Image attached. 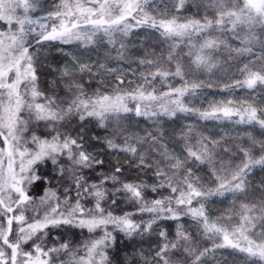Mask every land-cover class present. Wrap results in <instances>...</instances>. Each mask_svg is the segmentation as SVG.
Returning <instances> with one entry per match:
<instances>
[{"label": "snow or ice", "instance_id": "1", "mask_svg": "<svg viewBox=\"0 0 264 264\" xmlns=\"http://www.w3.org/2000/svg\"><path fill=\"white\" fill-rule=\"evenodd\" d=\"M188 4L196 15L184 14ZM140 29L168 45L167 57L156 59L149 43L143 55L132 51ZM229 35L245 46L233 48ZM73 43L105 58L73 57L69 68L53 53L71 55L59 45ZM233 51L258 61L239 69L242 80L216 76ZM220 85H264V0H0V264H226L233 253L264 264V181L250 180L264 170V140L185 138L187 155H176L163 128L164 118L191 115L264 129L255 107L193 104L198 90ZM133 112L156 130L131 133ZM107 156L116 157L112 171ZM196 162L212 167L215 187ZM225 195L240 210L211 220L209 198Z\"/></svg>", "mask_w": 264, "mask_h": 264}, {"label": "trees", "instance_id": "2", "mask_svg": "<svg viewBox=\"0 0 264 264\" xmlns=\"http://www.w3.org/2000/svg\"><path fill=\"white\" fill-rule=\"evenodd\" d=\"M47 5H51L53 0H46ZM162 6V5H161ZM184 14L186 16H194L197 14V9L192 4H188L184 9ZM199 15H203V11L201 10ZM244 33H239V35H243ZM133 42L137 45V47L133 48L132 51L138 52L139 54L143 55V48L141 47L144 43L150 44V50H154L156 53V59H159L161 55L167 57L168 55V45L162 44L160 40L156 38V36L149 35L145 30H134L132 36ZM229 41L233 48H243L245 45L242 44L239 40L232 38L229 35ZM59 47L68 49L71 55H63L58 53H53L58 61H62L66 64L69 68H71L75 60L73 57H77L85 62L89 60L95 61L97 58L104 59L105 53L103 50L100 52H96L95 50H89L88 48H83L78 46L77 44H69V45H59ZM103 48H107V45H104ZM83 54V55H82ZM225 56L228 55L227 52L224 53ZM232 56L235 59L230 60L228 65L224 66V70L217 72L216 76L220 78L224 77H232L235 76L238 79H243L241 76L239 69L243 68L245 64H247L250 60L253 64L258 63L257 60L253 59L252 56L248 53L243 55L238 54L237 52L233 51ZM111 63H115V54L113 53V59L110 61ZM127 67V65H125ZM207 73L202 74L203 78H207ZM133 82V86L135 84V80L139 77H133L131 73L128 74ZM216 76H213V82L217 84L219 81L216 80ZM159 79V78H158ZM172 79V84L176 87H179L183 84L179 78H170ZM156 88L158 93L161 89L167 90V85L157 84ZM110 91V89H109ZM203 93V95L199 97H194L193 104L202 110H209L212 109L205 106L204 102L208 98H214V100L219 99L221 105L225 102H221L222 99L225 98H232L238 97L240 98L239 102L236 104L235 107L238 109L248 108L249 106L255 107L258 110V114H264V85H257L255 89L249 90L247 88H241L236 86L232 89H225L222 85L217 87H203L202 89L198 90ZM187 99V97L185 98ZM237 99V98H235ZM147 103H149L147 101ZM130 106L134 107L135 102L129 101ZM129 119L126 124V127L129 129L131 133H135L137 135L145 133L147 131H155L156 129L153 127V124L145 120L144 118L136 117L134 112L128 114ZM239 117L234 116L229 119L221 118V121L209 120L203 121L198 116H183L181 115L179 118L173 120H169L164 118L163 128L169 133V135L173 136V141L169 143V148L172 150L176 155H187L184 147V139L188 138L193 143L197 140L211 144L212 142H219L222 146L228 145H235L239 142L249 144L251 143V138L254 137L257 141L264 140V129H261L259 125H249V124H239L233 123L231 121H237ZM189 128L194 129L193 131H189ZM142 129V130H141ZM144 129V130H143ZM183 133V135H181ZM2 143V141H0ZM177 151V152H175ZM105 159L109 162L112 167L108 168V171H112L115 164H116V157L115 156H107ZM238 163V161H237ZM194 171L199 175V177L215 187V177L212 175V167L208 164H200L196 162L194 164ZM134 178V177H132ZM251 182L255 185L257 182L264 181V170L256 168L253 170L250 176ZM42 195V192L40 193ZM55 203V201H53ZM237 212L240 210V203L238 201H233L230 195H225L223 197L213 196L210 197L208 203L206 205V212L211 220L215 221L217 219L223 218L228 219L233 215V210ZM61 210H64L63 205L61 206ZM41 215H43L42 208L38 209ZM35 213L30 210L29 215H34ZM238 220V216L234 217ZM170 225V232L175 234V222H167ZM184 226L193 234L196 233L197 229L193 222L189 219H186L184 222ZM77 233V239L82 240L84 236L88 235L87 232L81 234L79 230H73ZM125 245H121L123 248ZM147 251V247L144 248ZM227 251V250H225ZM133 252L132 249L129 248L128 251L121 252L120 256L123 259L125 256H132ZM226 264H242L240 256L238 254H231L228 257Z\"/></svg>", "mask_w": 264, "mask_h": 264}, {"label": "rangeland", "instance_id": "3", "mask_svg": "<svg viewBox=\"0 0 264 264\" xmlns=\"http://www.w3.org/2000/svg\"><path fill=\"white\" fill-rule=\"evenodd\" d=\"M244 36V34L243 35H241V37H243ZM237 40H239V39H237ZM240 41V40H239ZM241 42V41H240ZM235 98H237V99H235ZM240 98H238V97H232V98H225V99H222L221 100V102H225L224 104H222V106H229V107H232V108H234V109H237V110H239L237 107H235V103L237 104L240 100H239ZM229 100H231L232 101V104L231 105H228L227 104V102L229 101ZM143 103H147V101H144ZM205 104V106H207V107H209V108H211L212 109V107H214L215 105H217V104H220V100L219 99H217V100H214V98H208L205 102H204ZM237 117H239V116H237ZM223 118V117H222ZM142 130V129H141ZM144 130V129H143ZM175 152H177V151H175ZM178 153V152H177ZM40 208H42V210L44 211V209H43V207H38V209H40ZM37 209V210H38Z\"/></svg>", "mask_w": 264, "mask_h": 264}]
</instances>
